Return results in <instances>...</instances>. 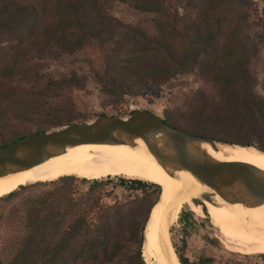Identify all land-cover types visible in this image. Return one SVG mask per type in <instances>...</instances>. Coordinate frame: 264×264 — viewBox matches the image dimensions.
Listing matches in <instances>:
<instances>
[{
  "label": "trees",
  "instance_id": "1",
  "mask_svg": "<svg viewBox=\"0 0 264 264\" xmlns=\"http://www.w3.org/2000/svg\"><path fill=\"white\" fill-rule=\"evenodd\" d=\"M261 2L0 0V148L91 120L73 90L96 91L103 107L192 75L205 86L172 93L164 121L264 151ZM114 4L144 18L123 20ZM159 194L155 182L123 177L19 186L0 197V264H146L143 232Z\"/></svg>",
  "mask_w": 264,
  "mask_h": 264
},
{
  "label": "bare ground",
  "instance_id": "2",
  "mask_svg": "<svg viewBox=\"0 0 264 264\" xmlns=\"http://www.w3.org/2000/svg\"><path fill=\"white\" fill-rule=\"evenodd\" d=\"M209 151L215 160L248 164L264 170V151L252 146L218 142L215 149ZM178 157L182 158L180 152ZM116 173L126 178L155 181L163 186L162 198L152 212L143 245L148 264H169L159 243L158 221L171 200L175 202L169 213L171 223L182 206L187 205L192 211L206 214L218 223V239L227 249L244 254L264 253V202L252 206L231 203L215 194L205 182L193 178L188 181L183 173L171 174L143 140L132 144L82 142L73 145L26 169L0 175V197L34 179L50 180L63 174L100 178ZM182 192V198L176 200L175 195ZM200 193L208 194L209 198L201 197ZM191 194H197L195 196L202 204H195Z\"/></svg>",
  "mask_w": 264,
  "mask_h": 264
},
{
  "label": "water",
  "instance_id": "3",
  "mask_svg": "<svg viewBox=\"0 0 264 264\" xmlns=\"http://www.w3.org/2000/svg\"><path fill=\"white\" fill-rule=\"evenodd\" d=\"M137 140L145 141L158 161L173 175L183 173L188 181L193 178L205 182L215 194L231 203L252 206L264 202V170L248 164L215 160L209 151L215 149L218 142L241 144L188 133L147 109H135L125 117L102 114L93 120L72 122L22 137L0 148V175L26 169L82 142L132 144ZM183 194H176L175 199H181ZM195 195L191 194V200L202 204ZM200 196L209 198L206 193H200ZM174 204L171 200L159 217L158 237L167 262L183 264L171 238L169 213Z\"/></svg>",
  "mask_w": 264,
  "mask_h": 264
},
{
  "label": "rangeland",
  "instance_id": "4",
  "mask_svg": "<svg viewBox=\"0 0 264 264\" xmlns=\"http://www.w3.org/2000/svg\"><path fill=\"white\" fill-rule=\"evenodd\" d=\"M254 1L257 3L258 8L261 9V0ZM111 12L126 21L137 22L144 18V15L129 9L123 4H114ZM261 78L262 71L259 72V81H261ZM204 86L205 84L196 77L192 75H185L180 77L177 81L164 86L160 92L149 95H130L125 97L124 100L114 104L105 103L103 107L100 105L102 98L94 90H73L70 95L74 100L76 110L83 114L89 115L91 120L96 118V115L100 113H117L119 116L125 117L135 109H147L159 116H162L163 110L165 108H169L171 105L170 100L172 99V93L175 91L190 93L191 91ZM260 87L261 86H258V89H260ZM65 175L85 177L82 174H63L59 175L58 177ZM106 177L112 178L115 181L118 177L126 178L119 173ZM106 177L104 176L100 178ZM50 180L34 179L32 182L26 183V185ZM155 183L160 185V194L157 202L154 204L151 210V215L154 208L158 207V203L163 195L162 192L164 191L163 186L160 183ZM108 190L109 189H107V194ZM113 191L114 192L108 195L109 197H106L108 202L112 201L114 194L119 196L122 194L119 187H116ZM148 225L146 230L143 232L144 238L141 246V255L143 259V244L145 241ZM223 225L225 226V224ZM170 231L172 242L177 253H180L183 257L187 258L188 264H264L263 253L244 254L237 251H231L223 246V244L218 239V223L213 219H210L206 214L203 216L200 213L192 211L187 205L182 206L180 209L178 217L171 223ZM144 261L146 262L145 259ZM146 264L148 263L146 262Z\"/></svg>",
  "mask_w": 264,
  "mask_h": 264
}]
</instances>
